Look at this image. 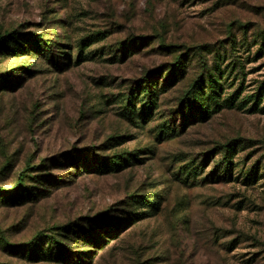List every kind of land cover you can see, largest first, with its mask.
Segmentation results:
<instances>
[{"label":"rangeland","instance_id":"374dc122","mask_svg":"<svg viewBox=\"0 0 264 264\" xmlns=\"http://www.w3.org/2000/svg\"><path fill=\"white\" fill-rule=\"evenodd\" d=\"M6 33L0 264H264V0H0Z\"/></svg>","mask_w":264,"mask_h":264},{"label":"trees","instance_id":"16d2710c","mask_svg":"<svg viewBox=\"0 0 264 264\" xmlns=\"http://www.w3.org/2000/svg\"><path fill=\"white\" fill-rule=\"evenodd\" d=\"M15 35H16L15 33H12V34L6 33L3 36H0V49L3 47H6L5 50H7L8 47L6 44H8L10 41L17 43ZM37 40L39 42L42 41L40 38H38ZM43 48H44V51L50 52V50H49L50 47L49 46L47 47L45 43L43 45ZM180 67H181L180 61L174 62L172 69L169 70V73L172 75L173 74L172 71H174V69H178ZM6 75L8 76L9 74H0V87L8 85V81L6 80V78H7ZM169 80H170V78H168V81ZM196 87H198L197 84H195V86H193V87H190L189 90L183 94L182 101H184V103L186 102L189 106L193 105L194 106L193 108L195 111H198V112L200 111L203 114L204 113L203 105L201 103H198L199 97L196 96V94H198V89H196ZM118 139H121V137H113L111 140H118ZM225 153L228 154V152H225ZM225 161H227V160H225ZM124 162H125V160L122 157H116V158L110 160V163L113 166L112 167L113 169L114 168L119 169L121 167V164H124ZM105 168H107V167H105ZM20 184H21V179L18 178L17 183L11 187L14 189H12V190L11 189L10 190H0V194H1L0 202L6 203L8 200H13V199L16 200L17 197H15V196L17 194H14L13 191H16L20 187ZM22 196H24V195H22ZM22 196H21V198H22ZM16 201H18V200H16ZM63 230H66V228ZM99 230H101V229L99 228ZM71 232H73V230ZM91 234H94V232L93 231H91L89 233L87 232V235H86L87 238H89V241L91 242L92 245H94L95 247L99 246L98 245L99 242L97 239L89 237V236H91ZM92 236H95V235H92ZM49 240H51V238ZM54 244L57 246V253H56L57 258L59 260H62L64 262V264H68L70 259H71L70 254L67 252V250L64 248V246H62L61 244L58 243V241L54 240ZM6 247H7V249H11L13 251H18V248L14 247L12 245H8ZM20 250L22 251V253H20V254H23L25 257H27L28 260H33V258L37 257V255L39 254V252L29 251L28 247H22ZM80 254L81 253H78V255H80ZM77 260H78V257H76V261L72 260L73 261L72 263L73 264H79V263H77Z\"/></svg>","mask_w":264,"mask_h":264}]
</instances>
